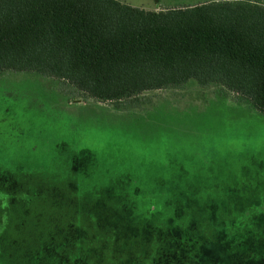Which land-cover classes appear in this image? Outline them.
I'll use <instances>...</instances> for the list:
<instances>
[{
  "label": "trees",
  "instance_id": "16d2710c",
  "mask_svg": "<svg viewBox=\"0 0 264 264\" xmlns=\"http://www.w3.org/2000/svg\"><path fill=\"white\" fill-rule=\"evenodd\" d=\"M7 72L115 103L195 83L264 113V2L146 11L118 0H0V74ZM137 193L88 202L65 225L51 219L22 264H264V212L235 223L224 197L198 202L189 188L139 210ZM80 212L85 221L74 218Z\"/></svg>",
  "mask_w": 264,
  "mask_h": 264
},
{
  "label": "rangeland",
  "instance_id": "374dc122",
  "mask_svg": "<svg viewBox=\"0 0 264 264\" xmlns=\"http://www.w3.org/2000/svg\"><path fill=\"white\" fill-rule=\"evenodd\" d=\"M118 1L157 11L222 0ZM187 188L198 202L224 197L235 223L264 212V113L195 83L115 103L36 73L0 74V264H22L51 219L65 225L105 195L137 189L143 210Z\"/></svg>",
  "mask_w": 264,
  "mask_h": 264
}]
</instances>
